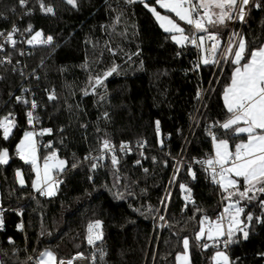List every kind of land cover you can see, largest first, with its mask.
Segmentation results:
<instances>
[{"label": "trees", "instance_id": "trees-1", "mask_svg": "<svg viewBox=\"0 0 264 264\" xmlns=\"http://www.w3.org/2000/svg\"><path fill=\"white\" fill-rule=\"evenodd\" d=\"M50 1L55 15L44 16L36 9L27 19L45 36L51 35L53 43L36 48L22 61L24 73L0 64V117L10 111L19 115L13 135L7 141L0 138V148L10 152L9 163L0 165V201L6 210L0 227V262L34 264L29 258L37 260L44 251H52L65 264L79 253L87 256V226L99 220L103 239L98 246L104 253L102 257L100 250L96 253L99 264H177L185 236L190 240L191 264H213L215 251L193 244L201 219L194 209L214 218L223 207L222 193L195 161L213 151L206 122L227 119L223 90L233 65L223 61L219 67L197 69L195 49L176 44L140 0H77L76 7L66 0ZM145 2L157 7L155 0ZM258 2L262 7L250 4L242 29L250 48L264 43V0ZM18 12V0H0V30ZM229 30L210 29L219 32L222 43ZM114 66L117 71L93 92L90 79L103 78ZM209 86L213 93L204 121L188 137L196 95ZM27 87L38 104V129H52L43 137L51 147L40 150V161L54 150L67 161L52 198L35 193L34 170L15 153L28 129L26 107L16 104L15 97ZM51 92L56 99L48 98ZM215 133L230 143L243 138L219 128ZM105 139L114 145L146 140L148 149L144 157L137 151L122 156L117 165L111 159L103 163L85 159L99 154ZM180 158L186 163L177 174ZM18 169L23 186L16 178ZM181 184L192 189L195 204L184 200ZM249 211L254 216L249 238L231 244L229 256L235 264H264V223L255 220L264 212L259 201L246 204Z\"/></svg>", "mask_w": 264, "mask_h": 264}, {"label": "snow or ice", "instance_id": "snow-or-ice-1", "mask_svg": "<svg viewBox=\"0 0 264 264\" xmlns=\"http://www.w3.org/2000/svg\"><path fill=\"white\" fill-rule=\"evenodd\" d=\"M39 8L46 14L55 15L54 7L45 5L44 0H37ZM69 5L77 6V0H66ZM136 0H128L134 3ZM144 7L148 9L160 27L166 32L171 33V39L181 47L191 45L197 48L200 53V60L196 64L199 69L201 64H219L220 59L230 62L233 65L229 83L224 87L223 100L227 119L224 122H214L209 126V136L214 146L212 155L195 161L196 164L204 166V170L209 173L212 182L219 186L222 193V211L215 219L204 213V210L195 208V213L201 214L199 228L195 234L193 244L202 250L214 248L212 256L214 264H235L227 254L226 249L229 245L239 242V239L249 238V228L254 221L253 214L246 212V204L259 201L261 211L264 212V45L250 48L246 38L239 32H232L228 38L226 46L221 48L222 41L219 33L210 31L218 26L227 27L229 21L246 22L249 5L253 8H261L262 4L258 0H155L159 8L167 13L174 14L178 23L171 15H162L157 8L151 6L145 0H140ZM22 8L28 7V0H18ZM14 12L15 9L13 8ZM31 15V9L25 12ZM119 20V18H117ZM20 29L13 25L10 31H0V38L4 43L16 47V34ZM24 32L30 33V38L26 42L28 45H51L54 38L51 35L45 36L42 30H37L33 34V26L29 24ZM4 44H0V51H3ZM21 55L24 53L21 52ZM220 56V59L217 56ZM7 63H11V57L6 58ZM5 63L0 59V64ZM117 71V67L111 68L104 74V77H94L90 79L92 91L103 84V79L111 76ZM25 91H28L27 89ZM84 94L88 95L87 89ZM200 93L197 94L199 98ZM50 100L56 99L54 94L49 95ZM102 98V97H101ZM17 102L30 105L26 113L27 123L33 126V130L25 131L22 139L15 146L16 155L30 165L35 172L36 179L32 187L45 196H55L58 185L62 181L53 177V172L61 173L64 171L67 161L58 158L57 151H52L43 158L41 167L38 156L37 136L50 134L52 129L35 130V125L39 123V116H34L38 104L35 100H28L17 96ZM107 115V114H105ZM18 127L16 117L13 113H8L0 117V138L7 141L12 135L13 130ZM221 129L225 134L231 132L233 137H243L239 142L230 143L228 138L218 136L212 131L213 128ZM156 130L160 132V122L156 121ZM146 142H139V147H144ZM161 144L163 141L161 140ZM51 147V145H46ZM130 150L127 144L120 145V151ZM101 152L111 153V163H119L115 154L116 147L107 139L102 141ZM104 155L99 157H86L85 159H104ZM154 159V158H153ZM10 160V152L7 147L0 148V165H7ZM139 164L140 161H137ZM167 163V162H165ZM72 167H76L75 164ZM96 167L95 164L92 165ZM180 167H185L183 161L177 162L176 173ZM192 179L196 178V173L188 165ZM147 172L148 170L145 169ZM21 186L24 185V177L21 170L16 171ZM175 179V176L173 177ZM243 181V187H241ZM181 190L186 193L184 200L195 204L192 199V189L184 184L180 185ZM163 203V201H162ZM187 206V205H186ZM163 219V217H161ZM195 219V216H193ZM256 222L264 223V216L255 217ZM3 225L0 216V227ZM102 221L96 220L87 226V243L95 246L97 241L103 239ZM184 252L178 254L176 259L181 264H191L190 240L187 236L182 238ZM101 257L104 255L100 250ZM264 255V254H261ZM83 253L77 254L67 264H73L75 259H84ZM31 259V258H29ZM95 264L96 256L91 257ZM2 264V262H0ZM37 264H65L64 260H58L52 251H44L40 254Z\"/></svg>", "mask_w": 264, "mask_h": 264}, {"label": "built area", "instance_id": "built-area-1", "mask_svg": "<svg viewBox=\"0 0 264 264\" xmlns=\"http://www.w3.org/2000/svg\"><path fill=\"white\" fill-rule=\"evenodd\" d=\"M44 3L45 5H50L53 7L52 3L50 0H44ZM250 8V5L248 6ZM19 9H20V12L17 13V16H16V19L11 21L9 26L8 27H5V28H2L0 31H4V32H7V31H10L13 27V25H15L16 27H18L20 29V32H18L15 36V39L17 40V44H16V47L15 48H12L10 44H6L4 43V40L2 38H0V44H4V49L3 51H0V55H2V59L5 60V63L8 67L11 68L12 72H19V73H24V71L27 70L25 64L22 62L24 61L28 56H30V54L38 47H48L50 45H28L26 42H22V41H26L28 38H30V33H27V32H24V29L29 25L31 24L33 26V34L35 31L37 30H40V29H37L34 22L32 20H28L27 18L28 17H32L33 15H35V11L36 9L44 16H50L51 14H46L44 12H42L39 8V4L37 2V0H28V7L27 8H22L20 5H19ZM28 9H31L32 11V14L31 15H26L25 12L28 11ZM248 16V15H247ZM247 16L245 17V20L247 19ZM246 22L244 23H240L239 21H232V24H231V27H230V30L226 36V38L223 40V43L221 45V48H223L224 46H226V43L228 41V38L231 36L232 32H239L242 34V29L244 27ZM193 47V46H192ZM196 51V54H197V60L199 61L200 60V56H201V53L200 51L193 47ZM23 52L24 54L21 55L20 53ZM7 57H11V63H7L6 61V58ZM218 59H220V56L218 54L217 56ZM224 60L223 59H220V63L217 64V67L220 66V64L223 62ZM229 62H227L228 64ZM213 64H209V65H203L201 64L200 67H208V66H211ZM28 90V91H25V90ZM211 86L207 87V88H202L198 93H200L199 95V98L198 96L196 95V98H195V101L197 102V109H196V112L195 114L193 115V117L191 118V127H190V130H189V135L188 137L190 136H194L197 132V130L199 129V127L202 125L203 121H204V116L206 114V111L208 109V106H209V103H210V98L212 96V93L213 91H211ZM197 93V94H198ZM50 95L52 94L49 93ZM17 96H21V97H24L28 100H35V96L33 95V93L31 92L30 88H24L22 89L21 91V94L17 95ZM16 96V97H17ZM16 97H15V103L18 104V105H22V106H25L26 107V112H25V119H26V123H27V118H26V113L31 110L30 109V105H27V104H23V103H19L17 102L16 100ZM37 102V101H36ZM34 111V116L38 115L37 112H38V108L33 110ZM11 113H13L16 117V122H17V125H18V121H19V115L17 112L15 111H10ZM8 112V113H10ZM7 113V114H8ZM6 115V114H5ZM39 116V115H38ZM206 126H210L212 124H209L208 122H206L205 124ZM27 126H28V129L27 131H31L33 130V126L29 125L27 123ZM40 126V121L38 124L35 125V130L37 132H39L40 130L38 129V127ZM216 128L214 127L212 129L213 132H215ZM45 135H50V134H45ZM37 136V147H38V150L40 152V150H46L48 149V147H46V145L48 144H45L43 142V137L45 136ZM210 137V136H209ZM168 138V136L166 137ZM211 138V137H210ZM140 142H146L144 144V147H139L138 143L134 144V145H131V144H127L128 145V148L130 150H124V151H120V145H114L116 147V156L118 158V161L120 160V158L122 156L126 157V156H131L133 155L134 152H138L139 155L141 157H144L145 156V152L146 150L148 149V143L146 140H142ZM213 154V151L212 152H209L207 154H205L204 156L202 157H199L197 158L196 160L198 159H204L210 155ZM101 155H104V159L102 160H97V159H89L90 161H93V162H100V163H103V162H106L107 159H111V153H108V152H104L102 153L100 151L99 154L97 155H94V156H91L92 158H95V157H99ZM178 161H183V163L185 164L186 163V158H183V159H178ZM195 166L196 167H199L201 169L204 170V166L202 165H199V164H196L195 163ZM181 170V169H180ZM205 171V170H204ZM180 172V171H179ZM206 172V171H205ZM58 180V179H56ZM36 194H38L40 197H46L45 195H42L40 192H37ZM223 208V207H222ZM222 211V209H221ZM6 213V210L2 209L1 207V201H0V216L4 215ZM217 216H215L213 219H215ZM23 224H21V227H22ZM88 235V233H87ZM86 240H87V236H86ZM102 241V240H101ZM101 241H97L95 246L93 245H88L89 249H90V254L89 255H84V259H75L73 260V264H93V261L91 259V257L93 255L96 256V253L100 250L99 249V242ZM230 246L226 249L227 251V254L229 255V249H230ZM212 250L215 251L214 248H211ZM76 257V256H75ZM74 258V257H73ZM72 258V259H73ZM71 260V259H70ZM31 261L34 263V264H37V261L35 258L31 257ZM67 264V263H66ZM95 264H99V261L98 259L96 258V261H95Z\"/></svg>", "mask_w": 264, "mask_h": 264}, {"label": "rangeland", "instance_id": "rangeland-1", "mask_svg": "<svg viewBox=\"0 0 264 264\" xmlns=\"http://www.w3.org/2000/svg\"><path fill=\"white\" fill-rule=\"evenodd\" d=\"M157 7H158V8H157ZM157 7H156V8H157V11L161 12L162 15H165V14L171 15L173 19H176L178 23H181V26L186 27V25H184L183 22L178 21V18H176V17L174 16V14L167 13L166 10L159 8L158 5H157ZM157 22H158L159 25H160V22H159V21H157ZM22 137H23V136H22ZM21 139H22V138H21ZM213 152H214V146H213ZM38 156H39V158H40L39 150H38ZM42 161H43V160H42ZM42 161H40V163H41V167H42ZM56 174H57V173H56ZM56 174L54 173V178H56L57 176L61 175L62 173H61V174H58V175H56ZM34 175H35V172H34ZM16 178H17V181H18V183H19V179H18L17 176H16ZM58 178H59V177H58ZM35 179H36V176L34 177V180H35ZM34 180H33V182H34ZM19 185H20V183H19ZM33 189H34V188H33ZM34 191H35V193L38 192V191H36L35 189H34ZM52 197H54V196H51V197L47 196V198H52ZM183 252H184V251H183ZM183 252H181V253H183ZM189 252H190V249H189ZM181 253H180V254H181ZM38 258H39V257H38ZM38 258H37V260H38ZM37 260H36V261H37ZM177 264H181V262L177 260ZM213 264H214V262H213Z\"/></svg>", "mask_w": 264, "mask_h": 264}, {"label": "crops", "instance_id": "crops-1", "mask_svg": "<svg viewBox=\"0 0 264 264\" xmlns=\"http://www.w3.org/2000/svg\"><path fill=\"white\" fill-rule=\"evenodd\" d=\"M231 24H232V21H229V22H227V27H226V29H230V26H231ZM224 28V26H218V27H216V28H214V30H218V31H220V29H223ZM219 33V32H218ZM263 45H264V43H263ZM180 46V45H179ZM223 102H224V100H223ZM57 154H58V152H57ZM58 158L59 159H61L60 157H59V155H58ZM42 163H43V161H42ZM67 169V165L65 166V168H64V171ZM63 171V172H64ZM63 172H61V173H63ZM54 173L56 174L57 172H53V177H54ZM61 173H57L56 175H58V174H61ZM60 176V175H59ZM59 176H57L56 178H54V179H58V177ZM56 192H57V190H56Z\"/></svg>", "mask_w": 264, "mask_h": 264}]
</instances>
